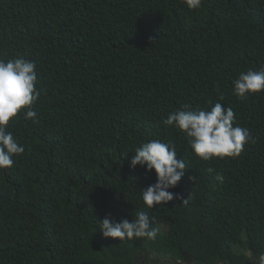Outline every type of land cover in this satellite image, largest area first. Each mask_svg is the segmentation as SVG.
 <instances>
[{
	"label": "trees",
	"instance_id": "1",
	"mask_svg": "<svg viewBox=\"0 0 264 264\" xmlns=\"http://www.w3.org/2000/svg\"><path fill=\"white\" fill-rule=\"evenodd\" d=\"M17 56L36 62L41 96L37 122L18 114L8 125L24 152L0 169V264H140L151 252L248 264L264 253V90L233 93L242 72L264 69V0L195 10L184 0H0V59ZM217 102L252 139L235 158L205 161L163 121ZM151 140L184 160L169 191L186 203L144 204L156 176L130 160ZM138 212L166 231L103 237L105 217Z\"/></svg>",
	"mask_w": 264,
	"mask_h": 264
},
{
	"label": "clouds",
	"instance_id": "2",
	"mask_svg": "<svg viewBox=\"0 0 264 264\" xmlns=\"http://www.w3.org/2000/svg\"><path fill=\"white\" fill-rule=\"evenodd\" d=\"M202 3L203 0H184V4L190 10L199 9ZM37 83L35 61L26 60L22 56L7 61L0 59V169L11 168L14 163L13 156L24 152V147L19 145L13 134L8 131L9 122L18 114L37 122V112L32 107L41 96ZM262 90L264 69L259 71L249 69L242 72L233 82V93L239 99H246L248 95ZM235 120L236 114L232 108H226L217 102L210 110L184 104L180 109L170 113L163 123L174 126L184 133L192 152L207 161L212 158H235L252 139L247 128L234 126ZM176 152L171 142L159 140H151L135 148L130 167L135 168L137 165L145 167L146 171H154L156 176V182L141 191L143 202L148 208L167 204L174 199L187 202L179 194L169 191L177 186L187 168L184 160L176 159ZM189 179L195 181L196 178ZM215 179L223 183L224 176L218 173ZM99 229L103 237L118 240L133 238L153 240L158 232L152 227L146 212L136 213V218L131 221L123 219L116 222L105 217L99 222ZM250 263L264 264V253Z\"/></svg>",
	"mask_w": 264,
	"mask_h": 264
},
{
	"label": "rangeland",
	"instance_id": "3",
	"mask_svg": "<svg viewBox=\"0 0 264 264\" xmlns=\"http://www.w3.org/2000/svg\"><path fill=\"white\" fill-rule=\"evenodd\" d=\"M159 231L160 233L163 234V232L166 231V228L160 227ZM140 264H194V263L191 262L188 258H184L183 261H179V260L176 261L169 259L167 257H162L155 252H151L150 254L148 253L147 258L143 261V263L140 262Z\"/></svg>",
	"mask_w": 264,
	"mask_h": 264
},
{
	"label": "water",
	"instance_id": "4",
	"mask_svg": "<svg viewBox=\"0 0 264 264\" xmlns=\"http://www.w3.org/2000/svg\"><path fill=\"white\" fill-rule=\"evenodd\" d=\"M250 264H253V263H250Z\"/></svg>",
	"mask_w": 264,
	"mask_h": 264
}]
</instances>
